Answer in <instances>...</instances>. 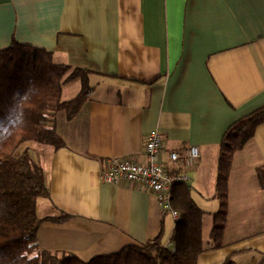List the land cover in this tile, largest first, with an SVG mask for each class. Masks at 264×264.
Instances as JSON below:
<instances>
[{"label": "crops", "instance_id": "crops-1", "mask_svg": "<svg viewBox=\"0 0 264 264\" xmlns=\"http://www.w3.org/2000/svg\"><path fill=\"white\" fill-rule=\"evenodd\" d=\"M0 10V50L44 49L70 68L67 75L86 72L94 89L73 118L54 113L62 147L28 148L49 190L37 214L72 217L41 224L40 250L86 262L144 244L161 229L168 244L174 221L154 195L100 179L109 159L143 160L145 137L157 131L165 152L200 151L187 183L204 212L197 264H264V122L233 154L221 247L209 238L222 136L264 105V0H0ZM80 88V78L64 83L60 100Z\"/></svg>", "mask_w": 264, "mask_h": 264}, {"label": "trees", "instance_id": "trees-1", "mask_svg": "<svg viewBox=\"0 0 264 264\" xmlns=\"http://www.w3.org/2000/svg\"><path fill=\"white\" fill-rule=\"evenodd\" d=\"M69 70L66 65L53 63L51 54L41 48L12 43L0 50V121L8 116L13 93L25 92L33 84L30 100L17 98L15 102L24 107L26 125L0 142V264H197L204 251V212L192 199L190 186L184 183L173 187L171 205L179 217L174 222L168 244L161 229L154 239L144 244L128 245L86 262L70 254L58 255L39 249L37 231L41 224L63 223L72 217L59 210L52 216L37 214L36 202L48 199L49 190L42 168L31 159L26 145L47 146L51 151L63 146L55 133L54 113L64 110L67 118H73L94 90L86 72L75 69L67 75ZM75 78H80V91L72 99L61 101V86ZM262 122L264 105L235 121L222 136L213 196L218 209L212 214L209 234L213 248L221 247L233 154L243 147ZM223 264L233 263L226 259Z\"/></svg>", "mask_w": 264, "mask_h": 264}, {"label": "built area", "instance_id": "built-area-1", "mask_svg": "<svg viewBox=\"0 0 264 264\" xmlns=\"http://www.w3.org/2000/svg\"><path fill=\"white\" fill-rule=\"evenodd\" d=\"M166 153L167 162L160 156ZM143 160L139 157L112 158L106 161L100 179L112 185L128 184L154 195L163 215L178 220V212L171 205L173 187L187 184L189 170L200 158L195 145L183 149L164 151L163 139L157 131L149 132L143 145Z\"/></svg>", "mask_w": 264, "mask_h": 264}, {"label": "clouds", "instance_id": "clouds-1", "mask_svg": "<svg viewBox=\"0 0 264 264\" xmlns=\"http://www.w3.org/2000/svg\"><path fill=\"white\" fill-rule=\"evenodd\" d=\"M33 84H30L25 92L16 91L13 93V103L8 109V116L0 121V142L7 139L14 131L24 127L27 123L24 107H20L17 98L29 101ZM26 104V103H25Z\"/></svg>", "mask_w": 264, "mask_h": 264}, {"label": "rangeland", "instance_id": "rangeland-1", "mask_svg": "<svg viewBox=\"0 0 264 264\" xmlns=\"http://www.w3.org/2000/svg\"><path fill=\"white\" fill-rule=\"evenodd\" d=\"M72 85V84H71ZM77 86L79 87V84H74V86H72V87H74V88H77ZM107 97H109V98H112V99H116V98H119L118 96H116V95H108ZM26 148L28 149H30L31 151H34V149H35V146H34V144H32V143H29V144H27L26 145ZM38 201H42V200H38ZM210 205H212V203L210 202ZM209 205V206H210ZM38 213L39 214H42V211H41V208L39 207V209H38ZM206 235V233H205V231H204V234H203V237Z\"/></svg>", "mask_w": 264, "mask_h": 264}, {"label": "snow or ice", "instance_id": "snow-or-ice-1", "mask_svg": "<svg viewBox=\"0 0 264 264\" xmlns=\"http://www.w3.org/2000/svg\"><path fill=\"white\" fill-rule=\"evenodd\" d=\"M4 24V16L2 10H0V29H2Z\"/></svg>", "mask_w": 264, "mask_h": 264}]
</instances>
